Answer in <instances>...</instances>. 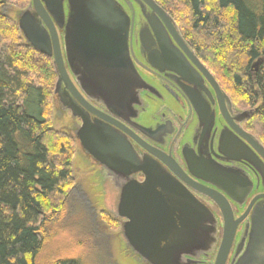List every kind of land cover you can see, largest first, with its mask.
<instances>
[{
  "label": "flooded vegetation",
  "instance_id": "flooded-vegetation-1",
  "mask_svg": "<svg viewBox=\"0 0 264 264\" xmlns=\"http://www.w3.org/2000/svg\"><path fill=\"white\" fill-rule=\"evenodd\" d=\"M81 1L62 0V18L53 21L70 85L68 87L61 81L57 92L53 88V94L60 109L69 115L71 135L95 165L98 174L115 187V212L121 231L125 218L118 216L117 206L121 188L129 180L142 187L149 181L148 186L164 199L169 216L178 227L182 226L179 221H182L181 213H185L186 208L183 202L181 211V204L171 201L169 196L173 194L170 193L173 186H179L212 213L205 215L206 221L195 231L194 241L183 251L179 262L214 264L222 238V219L216 205L191 185L201 183L225 195L233 217H242L225 261V264H236L252 237L253 218L264 212V167L261 164H264V158L239 133L252 134L245 124L250 113L240 116L242 111L250 109H240L233 104L196 50L179 32L173 18L155 0L169 18L154 11L145 0H109L111 14L116 18L123 16L120 22L124 41H117L123 47L122 51L108 50L112 45L96 36L90 41L75 38L74 45L88 47L89 52L101 54L103 59L101 62L91 59L88 67L79 58H72L69 62L64 37L66 31H75L71 7ZM30 5L31 0L24 8ZM31 13L46 28L32 9ZM120 22L111 23L112 29L118 28ZM81 36V33L75 34V37ZM48 40L51 44V38ZM112 42L115 46L116 37ZM50 44L48 50L53 55V45ZM109 51L116 52V59H110ZM40 53L52 62V55ZM117 59L127 68L126 80L108 81L105 68ZM199 64L216 81L222 95L216 92ZM55 76L54 87L57 74ZM221 108L228 117L222 115ZM81 114L87 115L90 126L104 133L111 132L123 145H129L136 160L128 176L106 168L81 147L76 137ZM248 149H252L261 160L260 164L257 163L258 169L245 158ZM147 163L152 165L158 177L146 178L143 168L148 169L144 167ZM220 187L227 189L231 196ZM261 220L264 221V216Z\"/></svg>",
  "mask_w": 264,
  "mask_h": 264
},
{
  "label": "trees",
  "instance_id": "trees-1",
  "mask_svg": "<svg viewBox=\"0 0 264 264\" xmlns=\"http://www.w3.org/2000/svg\"><path fill=\"white\" fill-rule=\"evenodd\" d=\"M28 1L0 0V264H88L56 239L75 139L52 126L51 59L6 14ZM155 1L233 104L252 110L245 124L264 146V0Z\"/></svg>",
  "mask_w": 264,
  "mask_h": 264
},
{
  "label": "water",
  "instance_id": "water-1",
  "mask_svg": "<svg viewBox=\"0 0 264 264\" xmlns=\"http://www.w3.org/2000/svg\"><path fill=\"white\" fill-rule=\"evenodd\" d=\"M145 1L148 2L154 11L169 18L154 0ZM61 4L62 0H31V5L19 12L17 22L25 41L34 49L50 56L52 52L48 50L50 47L48 38H51L52 42L50 45H53L54 51L52 62L54 71L57 74L54 92L58 91L61 81L68 87L70 86L53 24L54 20L58 21L62 18ZM31 9L41 18L46 28L38 23L35 15L31 13ZM71 11L73 12H71V17L74 21L75 31H66L64 37L65 55L69 62L72 58H79L88 67L91 59H97L100 62L103 59L101 54H97L94 51L89 52L88 47L74 45L75 38L90 41L93 39L92 36H96L112 45L108 50L122 51L123 47H120L117 41H124V31L121 28L122 22H120L123 16L119 15L116 18L111 14L112 8L109 0H82L79 4L71 7ZM117 20L120 22V25L113 30L111 23L116 24ZM78 33L83 34V36L75 37V34ZM114 37H116L117 42L115 46H113L114 42H112ZM111 51L108 52L110 59H116L114 57L116 52ZM102 63L105 64L104 61ZM258 63V60L255 61L252 67L255 69ZM199 65L219 96L220 93L222 95L223 93L213 77L210 76V73L201 64ZM105 73L108 81L119 82L126 80L127 68L123 67V64H120L117 59L110 62V65L105 68ZM251 111H242L240 116L246 115ZM221 113L223 116L228 117V113L222 108ZM85 116L87 115L81 114V125L76 131V137L79 139L81 147L93 155L99 163L105 165L106 168L120 175L128 176L136 160L129 145H123L122 141L111 132L104 133L100 129L90 126V122ZM236 130L239 131L238 128ZM239 133L264 158V146L260 140L253 134H245V132L240 131ZM245 158L255 165L256 168L258 167L257 163L260 164L261 162L252 149L247 150ZM261 164L264 167L262 162ZM144 167H148V169L143 168L148 180L158 177L151 164L147 163ZM148 185L149 181H147V186L142 187L135 181L129 180L121 188L117 213L119 217L125 218L122 224L123 235L127 239L130 248L148 264H181L179 261L183 256V251L189 246V243L194 241L195 231L203 226L207 217L205 215L212 213L205 204L196 200L188 191L174 185V188L170 191L173 194L169 196V199L181 204V211H183V202L186 208L185 213H181L180 219L183 217L182 221H179L180 224L182 223V226L178 227L174 219L169 216V207L163 202L164 199ZM191 185L202 195L208 197L220 211L222 238L216 252L214 264H225L237 224L241 221L242 217H233L228 199L217 189L201 183ZM220 188L231 196L227 189L224 187ZM263 216L264 212L256 219L252 216L254 220V222L252 221L254 229H251L253 234L245 252L236 264H264V221H260V218Z\"/></svg>",
  "mask_w": 264,
  "mask_h": 264
},
{
  "label": "rangeland",
  "instance_id": "rangeland-1",
  "mask_svg": "<svg viewBox=\"0 0 264 264\" xmlns=\"http://www.w3.org/2000/svg\"><path fill=\"white\" fill-rule=\"evenodd\" d=\"M25 6L19 9L7 7L6 14L18 22V14ZM2 52L0 48L1 55ZM55 78L52 80L53 88ZM53 88L52 126L71 135L69 115L57 105ZM72 154L74 184L67 193V199H63L65 215L58 223L60 234L57 241L63 243L69 255L77 253L88 264H148L127 245L123 237L115 212L116 190L113 183L98 174L76 140ZM75 240L78 243H74Z\"/></svg>",
  "mask_w": 264,
  "mask_h": 264
}]
</instances>
